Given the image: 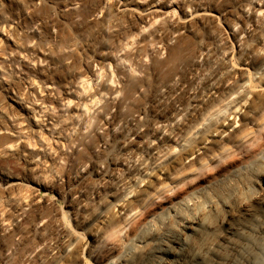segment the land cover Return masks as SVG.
I'll return each mask as SVG.
<instances>
[{
    "label": "rangeland",
    "instance_id": "rangeland-1",
    "mask_svg": "<svg viewBox=\"0 0 264 264\" xmlns=\"http://www.w3.org/2000/svg\"><path fill=\"white\" fill-rule=\"evenodd\" d=\"M261 57L264 0H0V264H264V193L209 211L263 185Z\"/></svg>",
    "mask_w": 264,
    "mask_h": 264
},
{
    "label": "bare ground",
    "instance_id": "bare-ground-1",
    "mask_svg": "<svg viewBox=\"0 0 264 264\" xmlns=\"http://www.w3.org/2000/svg\"><path fill=\"white\" fill-rule=\"evenodd\" d=\"M254 52H255V49L252 48L249 52V55L256 54ZM147 56L148 55L146 52L142 53L141 60L143 61L145 58H147ZM138 58H140V57L138 56ZM142 65H144V64H142ZM142 65H141V67H142ZM143 71H144V69H143ZM252 73H250V74H252V77H254L253 79H255V77H257V76L259 79V77L264 75V57H261L259 59V61L256 63L255 67L253 68ZM227 76L231 77L230 74H228ZM227 76L225 75V72L221 71V75H220V79H219L218 83H220V85H222L223 83H225V81L228 82L229 79ZM248 77H249V79L247 81L242 79L241 81L235 83L230 89H228L226 91H224L225 89L224 90L222 89L223 92L221 90H219L221 86L218 83H216L217 86H216V88L213 87L214 91L212 90L213 92L211 94L215 95L218 93H222L221 95L220 94L217 95L220 97L217 100H213V98H212L213 95L211 96L210 92L206 93L208 90L205 88V94L204 95L202 94L203 92L201 93V91H200V94L203 95L202 98L201 97L200 98L204 101L203 102L204 104L201 106H198V107L195 104L191 105L190 109H191L192 113H197V112H199L198 110H200V112H199L200 113V120H199V123L196 124L195 128L199 127V126H203L206 122H211L213 119H215L214 122L212 121V124H209L207 129H211V128H209L210 126L215 127V129H217L218 140L215 141L217 146H222L226 141H228L230 138H232L235 135V133L239 130V128L241 126L244 125L243 121L240 124L236 123L235 121H231L230 123L228 122L226 124L228 126L227 128L222 127V124L221 125L219 124V126H216L218 121L221 120L224 122L225 119L223 117L225 116V114L228 113L229 116L233 115V117H236L238 115V113L242 111V108L244 106H243V103H241V100H238V98L240 97V99H241V97L243 95L245 96L246 91L249 90V89L246 90V88L248 87V85L251 84L252 81L250 79V76H248ZM252 84H254V83H252ZM257 84H259V82ZM257 84H256V86H257ZM252 90H254V88ZM248 92H250V91H248ZM197 93L199 94V92H197ZM195 94H193V96H196ZM243 97H242V99H243ZM188 98H190V97H188ZM192 100H194V99H192ZM192 100H191V102H194ZM188 106L190 107V105H188ZM195 107L198 109L194 110ZM263 109H264V101L256 107L253 114L258 113ZM189 110H188V113L190 112ZM218 117H220V118L218 119ZM244 121H247V120L245 119ZM204 150H205V148L203 146L198 148L197 152H196L197 153L196 156L203 154ZM191 156H194V155H191ZM190 160H192V159H190ZM181 169H182V167H181ZM178 170H180V169H178ZM159 181H160V179H159ZM159 181H157V182H159ZM249 183H251V182H249ZM158 184H160V183H158ZM246 185H248V183ZM245 188H247L248 190L253 192L252 193L253 197L252 196L249 197V195L243 196L241 193L242 191L240 192L241 188L240 189L233 188L230 196H227L226 198L221 197L219 199L211 200L209 202V211L211 213L218 214V210L220 208L224 209V211H225L224 223L226 225V231L228 234H230L232 232V228L230 227L229 223L226 222V220L227 219H233L237 214L241 213L242 211L249 213L250 207H249L248 201L253 199V198H256L257 196L260 197L263 195V193H264V179H263V185L255 183V184H252V186L245 187ZM150 189H152V188H150ZM156 253L161 254L160 249H157ZM149 264H164V261L159 262L158 259L155 258V259H152V261Z\"/></svg>",
    "mask_w": 264,
    "mask_h": 264
}]
</instances>
